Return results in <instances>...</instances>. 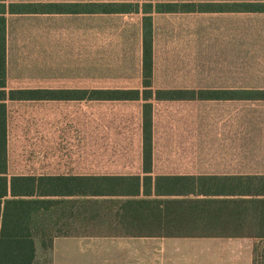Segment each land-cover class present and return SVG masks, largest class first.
<instances>
[{"label":"crops","instance_id":"1","mask_svg":"<svg viewBox=\"0 0 264 264\" xmlns=\"http://www.w3.org/2000/svg\"><path fill=\"white\" fill-rule=\"evenodd\" d=\"M248 2L4 0L7 8L32 4L49 15L81 17L34 21V35L44 44L47 36L50 43L62 40L60 50L68 38L81 44L77 52L68 44L69 53L50 55L40 47L30 58L13 54L6 21V94L55 97L5 102L8 176L75 177L81 186L98 179V187L117 190L82 196L95 200L87 203L97 205V213L85 218L91 211L83 209L81 227L54 238L52 264H264V99L258 94L264 84L202 82L201 56H175L168 46L161 52L172 24L191 26L164 17L233 14L235 4ZM103 4L128 9L90 13ZM161 5L178 6V12H159ZM148 16L149 86L143 83ZM29 60L36 80L13 82L26 76ZM190 68L194 82L185 80ZM165 75L175 79L156 82ZM145 106L151 107L150 155ZM251 187L263 191L251 195ZM186 188L194 191L182 192Z\"/></svg>","mask_w":264,"mask_h":264},{"label":"rangeland","instance_id":"2","mask_svg":"<svg viewBox=\"0 0 264 264\" xmlns=\"http://www.w3.org/2000/svg\"><path fill=\"white\" fill-rule=\"evenodd\" d=\"M244 1H251L246 4H259L261 7L264 5V0ZM240 5L237 6L243 7L244 4ZM39 14L6 13L5 19L10 22V41L14 55H24L30 58L39 52L40 47H42L43 54H58L65 49L63 45L67 47L65 52L69 53L68 44L71 45L70 50L76 52L80 50V38L77 39L76 37L66 39V42L61 45L64 48L62 50L59 49L62 40L56 37L50 43V38L47 36V43L44 44L43 41L41 42L35 37L33 25L34 21L37 20L55 21L81 19V17L49 15L50 13ZM125 18L120 17V19ZM164 18L179 25H181L180 22L191 24V26L186 27H178L176 24H172L175 27L169 32L171 35L169 43L161 41V52L166 50L164 46H168L169 51L175 56H185L191 60L195 56H201V70L196 69L198 75H201L202 82L264 84V13L173 15ZM194 22H200L202 27L200 29L193 27ZM28 64L31 66L27 67L26 76H20L13 82L33 83L36 80L33 77L32 61L29 60ZM192 70L194 68L187 69V73L190 72V74L186 76L185 80L194 82L197 75H194ZM170 79H175V77L161 76L160 81L156 82H165ZM67 199L63 200L64 203L54 206L42 218V222L44 221L47 227V243L53 235H63L69 231L70 227L71 230L77 231L78 227L82 225L79 221L82 220L83 209L91 211L90 215L87 214L85 218L97 213V205L90 204L94 203L95 200H86L82 196ZM99 204L102 205L100 202ZM36 246L37 259L35 264H52V248L44 249L40 238H37Z\"/></svg>","mask_w":264,"mask_h":264},{"label":"trees","instance_id":"3","mask_svg":"<svg viewBox=\"0 0 264 264\" xmlns=\"http://www.w3.org/2000/svg\"><path fill=\"white\" fill-rule=\"evenodd\" d=\"M243 5V4H241ZM240 5V6H241ZM245 5V4H244ZM243 7L234 5L233 12L264 13L259 4H246ZM16 7V8H15ZM48 7V6H47ZM159 12H178L174 5H161ZM125 6L120 9L117 5H96L97 11L90 13H119L127 12ZM50 11L35 10L32 4L9 5L0 0V264H35L37 259L36 240L40 238L44 249H51L53 235L49 243L46 241V225L42 218L50 210L67 198L78 196H100L117 192L112 187H98V179H86L88 186H81L82 179L75 177H33L13 176L7 172V100H34L54 99V93L18 91L5 92L6 87V13L36 14L49 13ZM153 77V33L152 19L144 18L143 41V78L144 85H151ZM160 94V93H158ZM264 99V92L258 93ZM121 99L129 98V94L120 93ZM151 107L145 106L144 120V148L145 155L151 154ZM201 190V189H200ZM212 190V189H211ZM160 189L156 188L158 193ZM172 192L170 189L167 192ZM192 192L194 189H182V192ZM202 192L206 189H202ZM260 189L251 187L247 192L251 195L258 194ZM175 192V191H174ZM231 192H242L241 189H232ZM138 193V191H137ZM68 200V199H67Z\"/></svg>","mask_w":264,"mask_h":264}]
</instances>
